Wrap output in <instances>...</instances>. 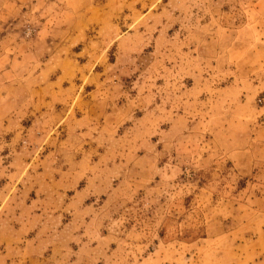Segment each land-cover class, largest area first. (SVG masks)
<instances>
[{
	"label": "rangeland",
	"instance_id": "obj_1",
	"mask_svg": "<svg viewBox=\"0 0 264 264\" xmlns=\"http://www.w3.org/2000/svg\"><path fill=\"white\" fill-rule=\"evenodd\" d=\"M0 264H264V0H0Z\"/></svg>",
	"mask_w": 264,
	"mask_h": 264
}]
</instances>
